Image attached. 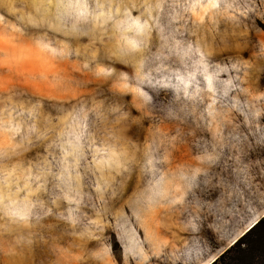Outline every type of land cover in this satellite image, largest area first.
<instances>
[{"label": "rangeland", "instance_id": "rangeland-1", "mask_svg": "<svg viewBox=\"0 0 264 264\" xmlns=\"http://www.w3.org/2000/svg\"><path fill=\"white\" fill-rule=\"evenodd\" d=\"M263 215L264 0H0V264H210Z\"/></svg>", "mask_w": 264, "mask_h": 264}, {"label": "trees", "instance_id": "trees-1", "mask_svg": "<svg viewBox=\"0 0 264 264\" xmlns=\"http://www.w3.org/2000/svg\"><path fill=\"white\" fill-rule=\"evenodd\" d=\"M210 264H264V215Z\"/></svg>", "mask_w": 264, "mask_h": 264}]
</instances>
